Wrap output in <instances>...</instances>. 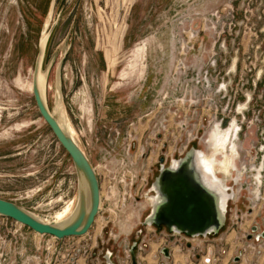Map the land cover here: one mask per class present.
<instances>
[{"label":"rangeland","instance_id":"obj_1","mask_svg":"<svg viewBox=\"0 0 264 264\" xmlns=\"http://www.w3.org/2000/svg\"><path fill=\"white\" fill-rule=\"evenodd\" d=\"M45 35L46 101L94 167L102 209L86 236L65 239L66 250L52 236L0 221L8 240L15 235V264H89L92 253L103 264L109 250L139 248L146 230L138 231L152 212L145 194L161 159L169 167L205 147L212 124L234 117L249 127L242 125L238 154L231 141L225 151L243 175L228 181L233 197L223 228L202 244L237 232L248 246L245 235L264 223V177L261 198L250 195L264 161V0H0V198L55 222L74 213L80 181L32 92ZM212 57L230 89L225 112L208 110L216 96L202 87ZM239 103L248 105L245 118Z\"/></svg>","mask_w":264,"mask_h":264},{"label":"water","instance_id":"obj_2","mask_svg":"<svg viewBox=\"0 0 264 264\" xmlns=\"http://www.w3.org/2000/svg\"><path fill=\"white\" fill-rule=\"evenodd\" d=\"M48 38L46 35L44 45L42 39L40 41L39 55L33 74L32 92L40 116L75 166L80 181L77 206L71 217L65 221L47 222L22 206L0 198V216L28 227L38 235H48L63 241L72 237H84L89 233L101 213L102 198L100 182L89 158L70 135L67 125L58 120L48 107L41 83V69ZM60 101H62V97H60ZM163 163L164 159H161L160 173L155 182H159L160 191L166 197L167 202L161 205L157 212L152 206V212L143 225L159 226L163 224L170 232L186 234L193 238L218 234L225 224L228 203L224 205V210L223 207L217 210L214 197L193 179L187 164L183 165L178 172L173 173L167 170L168 167H165ZM229 196L230 201L233 195L229 194ZM251 231L252 233L258 232V226H253ZM260 238H264V232L256 237L258 240ZM252 239L253 235L247 236L248 241ZM136 245L134 243L130 251L133 255L131 264H138L134 252ZM163 253L167 258L170 257L167 248L163 250Z\"/></svg>","mask_w":264,"mask_h":264},{"label":"crops","instance_id":"obj_3","mask_svg":"<svg viewBox=\"0 0 264 264\" xmlns=\"http://www.w3.org/2000/svg\"><path fill=\"white\" fill-rule=\"evenodd\" d=\"M0 221L4 222L1 217ZM261 225L263 226V224ZM261 225L256 224L259 230ZM152 228L147 227L146 232L142 235L140 247L136 251L138 264H216L215 262H220L219 264H264V238L260 240L254 238L256 233H253L251 241H247L248 246L246 247L244 246V238L242 236L238 238L237 232L234 237H231L232 239L223 238L219 235L221 238H218L216 246H204L203 240L207 241L208 237H201L200 244L194 243L196 239H199L197 237L193 238L191 243L185 244L177 235L161 231L157 233ZM14 239L15 235L12 241ZM53 242L58 245V248L67 249L68 243H65V240L58 241L55 239ZM165 248L169 250V258L163 254ZM10 251L13 258V249ZM235 251H238L237 255L233 254ZM117 256H120L118 260L121 264H130L131 261L125 254V250L124 253L117 254ZM238 258L239 260H237ZM77 261L79 264L80 259Z\"/></svg>","mask_w":264,"mask_h":264},{"label":"clouds","instance_id":"obj_4","mask_svg":"<svg viewBox=\"0 0 264 264\" xmlns=\"http://www.w3.org/2000/svg\"><path fill=\"white\" fill-rule=\"evenodd\" d=\"M231 124L228 128L222 126V122L212 124L207 133L205 147L192 148L182 159L174 160L167 168L170 172H178L187 164L193 179L215 199L217 210L227 203L230 194L229 180L238 181L243 173L237 169L235 156L226 153L231 140ZM224 145V148H221ZM264 169V163L260 166ZM259 171V170H258ZM233 173H236L234 176ZM254 186L251 187L250 195L256 199L261 198V178L253 177ZM145 200L151 204L155 211L167 202L160 191L159 182H155L145 194Z\"/></svg>","mask_w":264,"mask_h":264},{"label":"built area","instance_id":"obj_5","mask_svg":"<svg viewBox=\"0 0 264 264\" xmlns=\"http://www.w3.org/2000/svg\"><path fill=\"white\" fill-rule=\"evenodd\" d=\"M222 46H224V42H223ZM221 75H222V69L221 68L218 69V58L217 57L210 58L209 62L207 63V66L204 69V73L201 77L202 87H203V90L205 91V93L213 94V95L215 94V96H216V99L211 97L213 104L210 103L209 105H207L208 110L212 109L216 112H219L221 110L222 112H225L230 107L231 98H228L230 89L228 87V84L224 82L225 76L221 77ZM219 81H221V82H219ZM235 100H236V97H234V99H233L232 107H233ZM240 106H241L240 103L237 104L236 113L237 114L238 113L243 114V117L245 118L244 112L246 110H248V105L245 108V110H243V111H239ZM220 122H222L223 127L227 126L226 125L227 123H228V127L232 122H234L236 124V126L238 127L236 142L240 138L239 136H240V133L242 132V128H243L242 125H246V127H249V125L247 124L248 122L246 123L245 120H242L241 125H239L236 117L230 118V122L228 120L227 123H225V119L222 118L220 120ZM249 123L252 124V122H249ZM263 158H264V156H263ZM262 163H264V161ZM258 170L256 169V172H257L258 176L261 178V186H262V179L264 177L263 176L264 169H260L259 171ZM0 217L3 219L4 222L9 219L7 217H2V216H0ZM245 236H247V235H245ZM5 237L6 236L4 235V233L0 232V264H15V261L12 260L10 257L11 251H4L6 249H9V250L12 249L11 245H10V244H12V240L11 239L8 240L7 237L6 238ZM2 244L3 245L8 244L9 247H7V246L2 247Z\"/></svg>","mask_w":264,"mask_h":264},{"label":"flooded vegetation","instance_id":"obj_6","mask_svg":"<svg viewBox=\"0 0 264 264\" xmlns=\"http://www.w3.org/2000/svg\"><path fill=\"white\" fill-rule=\"evenodd\" d=\"M160 171V170H159ZM149 226V225H148ZM152 226H154V227H157V229H160V227H165L166 228V231L165 232H167V233H169V234H172V235H177L179 238H180V240H181V242L182 243H191V240L193 239V237H190V236H188V235H186V234H181V233H176V232H170L169 230H168V228L165 226V225H159V226H156V225H152ZM152 226H150V227H152ZM253 227V226H252ZM147 227H145L144 226V228H142L140 231H138V235H141V234H143V232H144V230L146 229ZM264 231H258V232H256V235H255V237L254 238H256L258 235H260V234H262ZM182 235H184V237L182 236ZM248 235H253V233L251 232L250 234H248L247 233V236ZM246 236V237H247ZM208 237V236H207ZM197 238H201V237H197ZM261 239V238H260ZM134 243H136L137 245L135 246V248H134V252H135V254H136V251L139 249L138 248V243L137 242H134ZM133 243V244H134ZM133 244H131L130 245V247H128L127 248V251H125V254L129 257V259H130V261L132 262V257H133V255H132V253L130 252L131 251V248H132V246H133ZM139 247H140V245H139ZM164 254V253H163ZM165 255V254H164ZM117 255L114 253V252H112V251H107V253L105 254V256H104V258H103V264H121L120 263V261L118 260V258L120 257V256H117ZM166 257V256H165ZM114 258H115V260H114ZM98 260L100 261V258H99V256H98V254H96V253H92L91 254V262L89 263V264H98ZM118 260V261H117ZM131 262H130V264H131Z\"/></svg>","mask_w":264,"mask_h":264},{"label":"bare ground","instance_id":"obj_7","mask_svg":"<svg viewBox=\"0 0 264 264\" xmlns=\"http://www.w3.org/2000/svg\"><path fill=\"white\" fill-rule=\"evenodd\" d=\"M42 42H43V45L45 44V42H46V35L43 37V39H42ZM44 76L43 75H41V83L43 84V82H44V78H43ZM62 107H63V103H62V101H59V104H58V108H57V110H58V112H59V110H61V114L63 113V111H62ZM247 107V105L246 104H243V105H241L240 107H239V111H243L245 108ZM63 117V116H62ZM66 122V121H65ZM61 123V122H60ZM62 125V124H61ZM71 127V126H70ZM67 129V128H66ZM234 129H235V132H234ZM68 130V129H67ZM233 130V131H232ZM69 131V130H68ZM73 131V130H72ZM237 131H238V127L236 126V124L234 123V122H232L231 123V132L232 133H234L233 135L235 136V138H231V140H229V141H226L225 143L227 144V143H229L230 141H231V143L234 145H236V140H237ZM70 133V135L73 137V135L71 134V132H69ZM74 138V137H73ZM74 140H75V138H74ZM76 141V140H75ZM77 142V141H76ZM223 148H224V145H221ZM235 149V148H234ZM236 150H237V154H238V148H237V145H236ZM229 199H230V196H229V198H228V202L227 203H229ZM223 207V210H224V205L222 206ZM69 209H67L64 213H62L61 215H59L58 216V218H60L61 217V219H59V220H56L55 222H57V221H64L65 219H66V217L68 216V214L70 213V211L71 210H69V212L67 213V211H68ZM65 213H67V214H65ZM64 214H65V216H64ZM63 216V217H62Z\"/></svg>","mask_w":264,"mask_h":264}]
</instances>
